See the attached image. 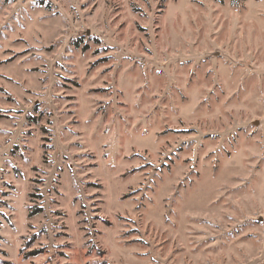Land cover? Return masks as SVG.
Returning a JSON list of instances; mask_svg holds the SVG:
<instances>
[{
	"label": "rangeland",
	"instance_id": "rangeland-1",
	"mask_svg": "<svg viewBox=\"0 0 264 264\" xmlns=\"http://www.w3.org/2000/svg\"><path fill=\"white\" fill-rule=\"evenodd\" d=\"M0 264H264V0H0Z\"/></svg>",
	"mask_w": 264,
	"mask_h": 264
},
{
	"label": "trees",
	"instance_id": "trees-1",
	"mask_svg": "<svg viewBox=\"0 0 264 264\" xmlns=\"http://www.w3.org/2000/svg\"><path fill=\"white\" fill-rule=\"evenodd\" d=\"M35 212H36V211H35ZM35 212H34V213H35ZM32 214H33V213H31V215H30V216H32ZM33 254H34V253H31V255H33Z\"/></svg>",
	"mask_w": 264,
	"mask_h": 264
}]
</instances>
